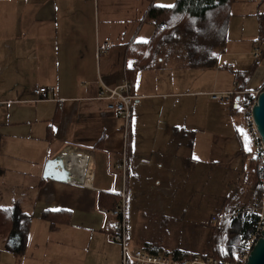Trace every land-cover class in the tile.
Wrapping results in <instances>:
<instances>
[{
	"label": "crops",
	"instance_id": "obj_1",
	"mask_svg": "<svg viewBox=\"0 0 264 264\" xmlns=\"http://www.w3.org/2000/svg\"><path fill=\"white\" fill-rule=\"evenodd\" d=\"M148 6V0H0V209L31 217L25 237L18 230L0 234V264H122L121 247L110 238L115 219L104 209H113L109 195L120 201L123 188L131 247L172 256L209 251L207 222L193 223L197 239L174 249L154 242L139 215L159 209L163 216V195L178 194L190 173L241 169L239 121L230 99L212 95L258 94L264 54L253 56L254 35L245 43L228 37L217 64L198 67L185 43L175 41L133 72L128 46L149 41L156 30L142 20ZM126 81L136 98L125 127L98 95ZM36 85L52 92L37 97ZM203 97L223 115L220 123L206 120L211 111ZM69 150L90 156L87 184L44 177L47 161ZM50 212L59 213L54 226L45 217ZM184 216L183 209L176 218Z\"/></svg>",
	"mask_w": 264,
	"mask_h": 264
},
{
	"label": "trees",
	"instance_id": "obj_2",
	"mask_svg": "<svg viewBox=\"0 0 264 264\" xmlns=\"http://www.w3.org/2000/svg\"><path fill=\"white\" fill-rule=\"evenodd\" d=\"M148 1L149 6L142 20L152 22L156 30L149 41L132 42L128 46L127 56L136 60L133 72L147 66L161 44L175 41L185 43L192 65L214 67L217 64L218 51L224 50L228 40L229 27L234 16L230 7L234 0H176L174 5L168 7L158 6L155 0ZM260 44H264V13L259 14V33L254 41V46ZM258 94L234 93L230 97L229 112L232 116H240L242 167L235 173L234 179L228 182L230 191L219 197V204L207 221V226L211 229L209 251L196 254L236 260L245 250L244 242L249 240L254 223L259 218L258 213L247 211L236 217L229 215L212 221L213 215L231 211L233 207L241 204L248 193L254 197V204L263 198L264 151H258L255 147L249 128L251 116L247 113L251 111ZM240 107H243V110H240ZM109 196L112 198L109 205L114 208L119 199L116 195ZM57 214L59 213L45 214V217L51 220L52 226L57 224ZM30 219L29 214L19 212L16 208L0 209V234L18 230L25 237ZM194 255L181 251H175L173 254L174 258L181 262L190 260Z\"/></svg>",
	"mask_w": 264,
	"mask_h": 264
},
{
	"label": "rangeland",
	"instance_id": "obj_3",
	"mask_svg": "<svg viewBox=\"0 0 264 264\" xmlns=\"http://www.w3.org/2000/svg\"><path fill=\"white\" fill-rule=\"evenodd\" d=\"M175 2L176 0H155L156 4L165 6H172ZM230 11L234 16L229 27L228 37L232 39L239 38L240 42L243 41V43L246 42L245 40H249L252 35H254L256 39L259 33L258 12L264 11V0H234L230 7ZM227 58L231 57L227 56ZM205 99L206 97L202 98L203 109L208 107L211 111L209 115H207L206 120L208 121L209 118H213L214 121L217 120L218 123H220L223 115H221L219 111L217 114H213V112H215L214 107L207 104V100ZM203 117L206 118L205 113H203ZM228 118L231 119L232 117L228 116ZM233 118L237 121L240 120V116H233ZM222 120L224 121V118ZM223 123L224 122H221V124ZM221 124H219V126H221ZM199 174L200 172L198 171L195 174L190 173L192 178L185 181V185L179 190L180 192L178 194L163 195V216L158 215L159 209L151 211L145 209L139 215L146 223V225L140 228H142L154 242L163 244L166 248L175 249L185 243H189L190 239H197L194 233L196 228L193 223L197 224L198 222H202V225L205 224L208 221L210 213L218 206L219 197L230 191L228 182L234 179V175L230 171L225 172L221 169H214L207 172L203 169L201 177ZM14 180L17 181L18 179ZM247 195V198L243 199L241 204L236 205L228 212L232 213L237 210L240 211V214L247 213V211L259 213L258 208L262 200L254 204V197L250 193ZM189 198H191L190 201ZM183 209L185 216L177 219V215L182 213ZM183 223H185L184 226Z\"/></svg>",
	"mask_w": 264,
	"mask_h": 264
},
{
	"label": "built area",
	"instance_id": "obj_4",
	"mask_svg": "<svg viewBox=\"0 0 264 264\" xmlns=\"http://www.w3.org/2000/svg\"><path fill=\"white\" fill-rule=\"evenodd\" d=\"M110 41H106L101 48L107 49L109 47ZM263 46L264 44L256 45L253 49V56L256 59H260L263 55ZM133 84L130 81H126L115 87L104 86V91L100 92L98 98L104 99L107 101V107L115 111L120 115L125 121V127L128 126L130 115H131V106L133 104L136 95L132 92ZM33 92L37 97H41L49 92H52V89L46 86L36 85L33 88ZM234 93H244V91H230L225 94H213L212 97L217 100L228 101L232 94ZM240 110H243V107H240ZM251 116V111L247 112ZM250 132L252 134L255 147L258 151H264L263 141L259 135L256 125L252 119L250 121ZM67 152H75L84 154L89 158V167L87 176L84 179L75 178L73 181L76 183L87 184L93 176V162L90 160V156L83 152H77L73 150L63 151L60 155ZM122 170L125 172V163L121 164ZM120 196V201L115 205L111 210L104 209L105 212L110 213L114 216L113 230L111 233V240L118 243L121 247L122 252V264H246L249 254L256 244L258 239L262 236V231L264 230V195L262 201L259 205V218L254 223L253 232L249 240L244 242L245 250L240 253L236 260L231 261L227 259H219L210 255H201L195 254L190 260L181 262L174 258V256L165 253H150L144 249L133 248L129 244L128 237V221H127V193L123 188L118 191ZM240 211H234L228 213L227 211L221 212L219 214L212 216V221L218 219H223L231 216H238Z\"/></svg>",
	"mask_w": 264,
	"mask_h": 264
},
{
	"label": "water",
	"instance_id": "obj_5",
	"mask_svg": "<svg viewBox=\"0 0 264 264\" xmlns=\"http://www.w3.org/2000/svg\"><path fill=\"white\" fill-rule=\"evenodd\" d=\"M251 116L261 136L264 145V89L259 92L258 97L251 108ZM61 155L47 161L44 169V177L58 181H68L65 169L57 167ZM246 264H264V230L262 236L253 246Z\"/></svg>",
	"mask_w": 264,
	"mask_h": 264
},
{
	"label": "bare ground",
	"instance_id": "obj_6",
	"mask_svg": "<svg viewBox=\"0 0 264 264\" xmlns=\"http://www.w3.org/2000/svg\"><path fill=\"white\" fill-rule=\"evenodd\" d=\"M89 158L81 153L67 152L60 156L57 167L65 169L68 181L84 179L88 173Z\"/></svg>",
	"mask_w": 264,
	"mask_h": 264
}]
</instances>
